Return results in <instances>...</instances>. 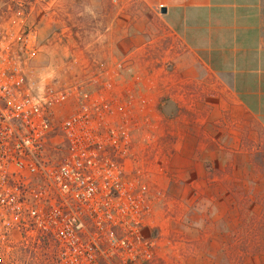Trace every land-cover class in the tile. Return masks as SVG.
I'll return each instance as SVG.
<instances>
[{
	"label": "crops",
	"instance_id": "0c3cea01",
	"mask_svg": "<svg viewBox=\"0 0 264 264\" xmlns=\"http://www.w3.org/2000/svg\"><path fill=\"white\" fill-rule=\"evenodd\" d=\"M141 1L146 10H157L159 19L177 40V48L170 53L175 62L172 73L160 75L161 69H150L148 83L142 84L111 75L117 69L106 62L93 65L88 59L82 66L80 59L85 60L82 57L87 56L86 52L73 47L65 34L64 40L70 44L66 52L69 76L108 107L100 117L102 126L124 124L128 128L131 154L123 163L132 173L143 171L141 179L149 185L147 216L150 227L159 235L156 245L163 239L171 242L173 230L178 242H207L196 253L184 257V263L189 264L190 258L191 264H232L234 258L215 260L221 243L215 241V234L203 240L206 234L201 218L207 209L204 201L214 200V195L224 194L232 204L230 209H236L229 187H221L222 164L250 163L241 127L252 113L242 90L264 88V0ZM160 7L165 11L161 12ZM42 22L45 26L47 20ZM58 33L52 38V45L65 50ZM127 40L133 44L129 51V46L123 45ZM127 40L116 36L115 41L107 39L105 44L114 51L112 55H141L144 45L152 39L139 31ZM104 54L109 55L105 51ZM56 72L68 73L61 64ZM164 94L167 97L161 98ZM166 98L179 107L176 112L164 109ZM145 140L149 145L144 163L132 153L143 152ZM230 154H240V161ZM214 169L217 177L209 175ZM206 187L213 192H206ZM192 215L195 218L188 221ZM175 222L180 230H175ZM216 236L219 238L218 232Z\"/></svg>",
	"mask_w": 264,
	"mask_h": 264
},
{
	"label": "built area",
	"instance_id": "2783aa9c",
	"mask_svg": "<svg viewBox=\"0 0 264 264\" xmlns=\"http://www.w3.org/2000/svg\"><path fill=\"white\" fill-rule=\"evenodd\" d=\"M25 14L0 26V264L43 244L49 264L150 260L149 185L123 163L128 128L102 126L101 99L76 82L57 86L54 67L33 63L41 48Z\"/></svg>",
	"mask_w": 264,
	"mask_h": 264
},
{
	"label": "rangeland",
	"instance_id": "374dc122",
	"mask_svg": "<svg viewBox=\"0 0 264 264\" xmlns=\"http://www.w3.org/2000/svg\"><path fill=\"white\" fill-rule=\"evenodd\" d=\"M143 3L141 0H53L50 3H45V0H0V26L4 25L8 19H18L20 14L26 13L25 19L30 29L34 31L35 42L41 48L33 63L54 67L52 76L57 86L63 87L69 82L79 81H74L76 78H73L72 81V77L69 76L71 74L67 67L69 54L66 52L70 44L64 40L65 34L69 36V42L74 43L73 47L86 52L87 56L82 57L85 60L80 59L82 66L88 63V59L93 65H102L106 62L109 66H114L117 69V74L112 72L111 75H119V78L124 81L138 80L143 84L148 83L150 79V69H161L160 75L172 73L175 62L170 53L178 46L177 40L173 37L174 34H170L159 19L157 10L148 11ZM44 6H46L45 9L41 10L40 8H44ZM44 19L47 20L45 26L42 24ZM55 20L62 23L54 22ZM42 28H45L44 31ZM139 31L146 33L148 38L152 39L144 45L141 55L132 52L127 56L112 55L114 51H111L110 46L105 44L107 39L115 41L116 36L124 37L127 40L128 37ZM56 33L63 38L59 43H63L65 50L58 48L56 44L52 45L54 42L52 38L57 36ZM120 44L122 42H119L118 45ZM116 45L117 43H115ZM123 45L129 46L127 51L133 48L132 42L128 40ZM47 49L48 53H46ZM50 49L52 51H49ZM104 51L109 55L104 54ZM60 64L68 73L56 72L57 66ZM242 92L252 113V117L246 118V125L243 124L241 127L242 143L249 152L248 162L250 163L222 164L220 171L224 175L222 176L224 181H222L221 187H229L236 209H230L232 204L229 205L224 194H220L218 197L214 195L215 199L210 202L204 201L207 209L205 216L201 218L204 224L203 231L206 234L203 240L215 234V241L221 243L220 252L215 253L216 261L233 259L232 251L237 249V256H235L237 259L231 260L232 264H264V88L242 90ZM163 97L165 98L167 95H161V98ZM166 99L164 109H173L176 112L179 107L171 99ZM65 103L58 110L60 115L69 113L73 106L71 101ZM144 145L143 152L132 154L139 162L145 163L148 160V153L145 150L149 145L148 141L145 140ZM233 156L234 159L240 161V154H230V157ZM245 156L246 154L243 159ZM209 175L217 177L219 174L214 169L210 171ZM205 190L212 193L214 189L206 187ZM146 216L144 222L147 227L144 225L143 232L146 235L152 233L159 239L158 232L150 227L151 223H148V216ZM194 218V215L189 216L188 221ZM173 226L175 230L181 229L177 222ZM171 232V242L166 239L160 240L161 244L156 245L153 257L140 264H186L184 257L190 256L192 252L196 253V249L201 244H207L203 240V243L200 242L201 240L194 243L192 239L182 240L183 243L180 244L181 242L175 239L174 231ZM217 232L219 238L216 236ZM30 247L35 249H17L13 264L50 263L46 244L39 248L34 245ZM241 252L242 254L239 256ZM191 262L192 260L189 258L188 263L191 264Z\"/></svg>",
	"mask_w": 264,
	"mask_h": 264
},
{
	"label": "trees",
	"instance_id": "16d2710c",
	"mask_svg": "<svg viewBox=\"0 0 264 264\" xmlns=\"http://www.w3.org/2000/svg\"><path fill=\"white\" fill-rule=\"evenodd\" d=\"M230 249V248H229ZM231 250V249H230ZM263 250H264V247H263ZM236 251H237V249H236ZM236 251H232V254L234 255V258H236L235 256H237V254H236ZM229 252V251H228ZM231 252V251H230ZM242 254V252L239 254V256ZM237 259V258H236Z\"/></svg>",
	"mask_w": 264,
	"mask_h": 264
},
{
	"label": "water",
	"instance_id": "95a60500",
	"mask_svg": "<svg viewBox=\"0 0 264 264\" xmlns=\"http://www.w3.org/2000/svg\"><path fill=\"white\" fill-rule=\"evenodd\" d=\"M161 12H164L165 11V8L164 7H160L159 9Z\"/></svg>",
	"mask_w": 264,
	"mask_h": 264
}]
</instances>
